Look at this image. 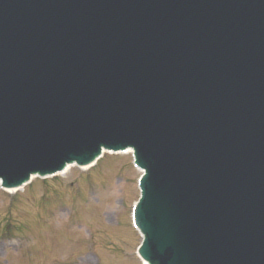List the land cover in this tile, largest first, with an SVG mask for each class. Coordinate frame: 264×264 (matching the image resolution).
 I'll return each instance as SVG.
<instances>
[{
  "label": "water",
  "instance_id": "water-1",
  "mask_svg": "<svg viewBox=\"0 0 264 264\" xmlns=\"http://www.w3.org/2000/svg\"><path fill=\"white\" fill-rule=\"evenodd\" d=\"M133 150L148 264H264V0H0V183Z\"/></svg>",
  "mask_w": 264,
  "mask_h": 264
},
{
  "label": "rangeland",
  "instance_id": "rangeland-1",
  "mask_svg": "<svg viewBox=\"0 0 264 264\" xmlns=\"http://www.w3.org/2000/svg\"><path fill=\"white\" fill-rule=\"evenodd\" d=\"M141 171L105 153L18 190L0 188V264H143L131 209Z\"/></svg>",
  "mask_w": 264,
  "mask_h": 264
},
{
  "label": "bare ground",
  "instance_id": "bare-ground-1",
  "mask_svg": "<svg viewBox=\"0 0 264 264\" xmlns=\"http://www.w3.org/2000/svg\"><path fill=\"white\" fill-rule=\"evenodd\" d=\"M15 190V189H14ZM14 190H11L12 192H14Z\"/></svg>",
  "mask_w": 264,
  "mask_h": 264
}]
</instances>
